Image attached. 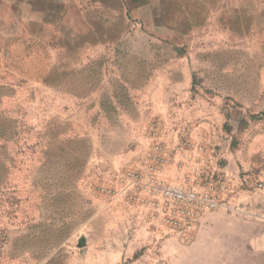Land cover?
<instances>
[{"label":"rangeland","instance_id":"1","mask_svg":"<svg viewBox=\"0 0 264 264\" xmlns=\"http://www.w3.org/2000/svg\"><path fill=\"white\" fill-rule=\"evenodd\" d=\"M218 1L17 5L0 33V264H264V1L244 29ZM165 186L226 206L179 224Z\"/></svg>","mask_w":264,"mask_h":264},{"label":"built area","instance_id":"2","mask_svg":"<svg viewBox=\"0 0 264 264\" xmlns=\"http://www.w3.org/2000/svg\"><path fill=\"white\" fill-rule=\"evenodd\" d=\"M161 194L170 210L174 209L179 213L175 220L179 224L196 221L204 211L217 210L226 206L219 194L189 187L165 186Z\"/></svg>","mask_w":264,"mask_h":264},{"label":"crops","instance_id":"3","mask_svg":"<svg viewBox=\"0 0 264 264\" xmlns=\"http://www.w3.org/2000/svg\"><path fill=\"white\" fill-rule=\"evenodd\" d=\"M31 1H37V0H0V33L1 30L5 28V26H8V20H15L18 17L16 16V12L19 11L17 8V5H21L22 2L27 3ZM44 2H47L49 0H42ZM170 0H161L162 3L166 4ZM264 0H220L218 1V6H220L221 10V20L226 21V23L223 25L224 27L230 28H245V20H246V7L245 5L248 3H262ZM144 3L148 2V0H133L132 3ZM198 4H202L203 2H206L210 5H213V0H196ZM128 3H130L128 1ZM21 10V9H20ZM188 9L184 8L182 9V13L186 12ZM213 7L210 9V13L212 16ZM20 12V11H19ZM189 13V12H188ZM183 33V32H182ZM190 32L187 31L185 34H189Z\"/></svg>","mask_w":264,"mask_h":264},{"label":"trees","instance_id":"4","mask_svg":"<svg viewBox=\"0 0 264 264\" xmlns=\"http://www.w3.org/2000/svg\"><path fill=\"white\" fill-rule=\"evenodd\" d=\"M1 116V114H0ZM7 136L3 133L2 129L0 128V143L1 141L4 139L5 141L9 140V139H6ZM0 164H1V161H0Z\"/></svg>","mask_w":264,"mask_h":264}]
</instances>
